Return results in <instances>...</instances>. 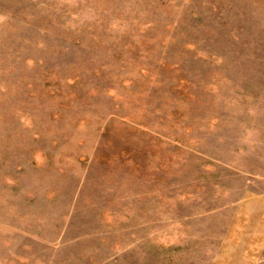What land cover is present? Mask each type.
Instances as JSON below:
<instances>
[{"label":"rangeland","instance_id":"374dc122","mask_svg":"<svg viewBox=\"0 0 264 264\" xmlns=\"http://www.w3.org/2000/svg\"><path fill=\"white\" fill-rule=\"evenodd\" d=\"M0 264H264V0H0Z\"/></svg>","mask_w":264,"mask_h":264}]
</instances>
